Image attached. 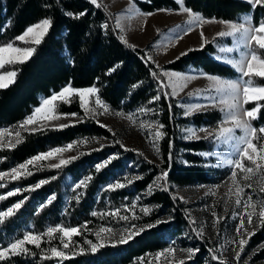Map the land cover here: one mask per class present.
Returning <instances> with one entry per match:
<instances>
[{
  "label": "trees",
  "instance_id": "obj_1",
  "mask_svg": "<svg viewBox=\"0 0 264 264\" xmlns=\"http://www.w3.org/2000/svg\"><path fill=\"white\" fill-rule=\"evenodd\" d=\"M132 2L140 12L145 13L160 9L179 11L174 0ZM184 3L205 19L238 23L247 15L251 26L264 20V7L252 9L246 0H184ZM69 11H83L86 14L77 20L65 15ZM44 18L52 20V27L41 44L32 46L36 50L31 58L23 64L3 68L4 71H16L17 76L9 87L0 89V129L16 126L39 105L41 98H48L70 84L76 89L97 87L100 99L116 111L128 113L142 106L151 108L152 118L164 125L162 131L165 136L159 140L160 163L155 165L140 154L122 148L115 134L86 118L76 98L67 104L58 103L59 113H76L82 122L63 129L24 133L23 142L15 148L0 149V172H10L40 153L81 139L104 138L109 140L110 145L80 154L59 169L31 167L33 174L30 176L0 181V185H3L0 195L7 197L0 200V212L23 201L14 215L0 223V247H7L25 233L42 234L39 249L28 244L26 247L30 255L13 256L0 261V264H162L154 261L155 253L177 244H187L199 250L192 259H184L185 264H217L211 260L204 243H191L186 207L179 199L173 198L171 192L174 187L211 182L200 153L210 152L212 143L205 140L185 141L182 130L188 126H211L220 121V113L207 111L183 116L177 99L170 95L169 89H159V82H165V77H160L158 81L153 78L152 72L159 74L162 70H170L187 73L193 69L232 80L241 79V75L233 67L223 65L212 57L213 42L187 51V55H180L179 59L160 68L150 62L146 64V50L121 43L113 14L104 5L96 8L88 0H0V46L8 42L16 44L17 36ZM104 24L108 25L107 29L102 27ZM113 68L115 71L107 74ZM255 83L264 85V79L256 78ZM137 84L140 86L133 88ZM158 92L161 93V100L149 104L148 101ZM165 92L169 93L168 98L164 97ZM257 103L261 107L252 125L259 129L264 127V101L250 102L245 108L251 110ZM112 157L115 159H111L99 172L96 171V165ZM162 171L168 172L167 191L153 188L152 194H147L148 185ZM88 176L92 179L87 187L76 188ZM137 176L141 179L127 184L126 178ZM40 181L48 182L35 188ZM116 183H125L126 186L115 191L108 190L110 185ZM17 189L20 191L16 195L7 196L8 192ZM253 192L258 200L264 199V193L257 189ZM52 197L55 198L49 204ZM136 200H139V206L151 209L149 215L135 208L133 211L139 219H131L133 213L124 211L125 206L130 207ZM116 210L120 215L129 216V220L103 215ZM157 219L169 222L144 231L128 243L106 244L95 253L85 246L84 237L94 241L90 231L96 228L129 227L136 223L145 225ZM58 225L82 228L80 234L72 238L73 244L69 249H63L59 238L49 241L43 236L47 228ZM250 243L253 246L263 243L255 249L251 259L264 260V226L250 238ZM77 246L83 248V254L77 251ZM50 247L63 250L69 258L63 261L58 258L41 259L42 252L46 253Z\"/></svg>",
  "mask_w": 264,
  "mask_h": 264
},
{
  "label": "snow or ice",
  "instance_id": "obj_2",
  "mask_svg": "<svg viewBox=\"0 0 264 264\" xmlns=\"http://www.w3.org/2000/svg\"><path fill=\"white\" fill-rule=\"evenodd\" d=\"M175 4L178 5L179 11L176 14H186L188 20L186 23L189 25L187 29H184L183 35H186L188 32L192 30V25L202 26L207 23H219L223 25L227 30L220 31L217 35L219 37H238V48H242L241 56L238 60L229 59L225 60V63L230 64L233 68L236 69L238 73L241 75L242 82L224 80L217 76L208 75L206 79L210 82V87L217 94L216 97H212L213 105L215 106V100L219 99V104L222 106L221 111L225 113L224 120L221 125L215 132H211L208 129H199L200 132H205L206 135L203 137L207 139L209 136H215L216 140L222 142L224 144H230L231 149L234 153V157L232 158H222L223 164L230 167L232 169L230 181L231 184L228 187V192L225 193L229 198L235 197L234 203L236 206H242L244 211L240 215V222L236 225V238L229 243H234L237 245V248L234 249V259L237 264H240L241 254L245 251V246L248 244L249 239L252 235L255 234V229L260 226H264V199L254 200L251 195H248L245 199V188L254 189V183L259 184V192L264 193V127L259 129L253 127L252 121L257 119V113L260 110L261 105L257 103L256 107L248 110L245 108L250 102L253 101H264V85H258L255 83L256 78L264 79V20L260 21L256 26H251L249 23L246 26L245 23H233L225 20H215V19H205L199 13L194 12L191 8L186 7L184 0H174ZM246 2L251 5L252 9L257 8V6L264 7V0H246ZM89 3L94 5L96 8H101L103 5L99 2V0H89ZM130 5L132 4V0H129ZM159 11L169 12V9H160ZM86 13L81 11L79 13L73 12H65L70 18L80 19ZM137 15L141 16H151L154 13L151 12H139L136 11ZM249 19L250 18H246ZM52 27V20L50 18H44L40 20L38 23L28 26L21 35L17 36L15 39L20 41L23 44H31V45H39L42 43L44 37L48 34L50 28ZM103 28L107 29L108 25H102ZM116 29H119L121 35L119 39L121 43L125 44L127 47H134L128 43L122 34L124 29L120 23L119 17L116 20ZM180 26H177L179 28ZM201 40L202 45L207 43L204 40L203 32H201ZM167 47V45H165ZM35 47H18L15 45V42H8L2 46H0V69H3L5 65H15V64H23L27 60L31 58V56L35 52ZM237 49L233 48H221L220 51L223 53H231L236 51ZM188 51H193V49H189ZM187 55V52L181 53V56ZM180 57H177L179 59ZM151 62V57H148L145 63ZM115 71V68L109 69L107 74H111ZM17 76L16 71H6L0 73V89H5L9 87L10 84L15 82V77ZM152 76L154 79L160 81V77H168L167 83L160 81L159 89H167L171 88V96H175L182 91L184 87L187 86V81L193 80L195 76H185L176 72H167L161 71L159 74L157 72H152ZM183 82V83H182ZM140 85H133V88L139 87ZM99 89L95 86L76 89L71 87L69 84L61 89L59 93L52 94L49 98H46L42 101L41 106L37 107L33 114L26 118L20 125L19 128L22 130H29L28 126L36 125L39 121H45L44 124L40 125V129H43L48 126V122L56 121L63 118H66L67 115H71L76 117V113L71 114H62L58 112V102L70 103L73 97H78L80 108L84 112L85 117L91 116L95 118L97 115H103L110 112L109 107L100 99ZM197 95L200 94V91L197 90ZM165 98H168L169 93H163ZM193 95V94H189ZM95 98L94 103L96 108L90 107L91 98ZM161 100V93L158 92L155 96H153L148 103L152 104L156 101ZM209 105H188L185 106V116L191 115L196 111H199L203 108L208 107ZM171 110V105L169 106ZM96 109H102V112H97ZM151 111V109L141 107L138 109L139 113H146ZM116 115H125L123 113H116ZM126 119L133 125L136 124L133 114H127ZM82 122V121H81ZM69 125L60 124L54 125V127L63 129L68 127ZM101 127H105V125L101 124ZM139 128L141 131L144 129H148V142L153 148V151L159 155V147L158 141L163 139L165 133L162 131L164 125L158 121L146 122L142 121L139 124ZM37 128H32L31 131L35 132L40 130ZM154 130V131H152ZM239 130L243 133L241 136L236 135V131ZM187 139H200L197 135V130L188 129ZM6 135H11L7 130L0 131V147L7 148H15L18 144L23 142V138L21 136L20 131L15 132V139L9 140L7 143L4 142V138ZM86 140H81L78 142H74L73 144H69L65 147H58L50 150L47 153H41L37 156L30 158L24 163L19 164L18 166L12 168L10 172H0V181L10 178L11 180H18L22 177H27L32 175V171L29 166L38 167L40 161L48 160V159H56L61 157V154L65 151L72 150L75 144H84ZM119 143V141H117ZM123 147V145H121ZM171 143L169 144V161H171ZM99 150V149H97ZM127 150V149H126ZM142 155L141 153H138ZM83 155V153H82ZM207 155V154H205ZM77 157H72L70 159L59 158V162L56 164L50 165L51 168L59 169L62 166H66L71 163L72 160ZM111 159H115V157L110 158L109 160L104 161L101 164L96 165V171L99 172L101 169L107 166L111 162ZM247 162V163H245ZM151 163V161H149ZM168 177L167 171H162L159 176L153 181L152 184L148 185V193L152 194L153 188H158L163 191H167L166 180ZM55 179V177H53ZM92 177L88 176L81 180L76 188L87 187L89 181H91ZM141 179V177H133L131 179L126 178L127 184L133 183L134 180ZM163 181L164 183H160ZM48 181H40L35 185V188H39L42 184L47 183ZM3 185H0L2 187ZM125 183H116L109 186L110 191H115L117 189L125 187ZM30 189H25L28 191ZM255 190V189H254ZM16 191H10L7 193V196L16 195ZM209 195H215V190H211ZM6 196L0 195V200L6 199ZM52 197L48 203L52 202ZM77 202L79 199L77 198ZM23 204V201L14 204L7 211L0 212V223H3L4 220L15 214V211L19 210ZM46 206V205H44ZM137 207L136 203H133L130 207L125 206L124 211H132ZM151 209L149 208H141V212L144 215H149ZM96 215V213H93ZM103 215H111L113 217H118L120 220L128 221L129 216L120 215L119 210L113 211L111 213H104ZM233 215H236L235 213ZM213 216V227L220 222L221 217H218L216 212L212 211ZM246 217V220H245ZM256 217L257 219H254ZM131 219H139L138 216L135 215L133 211V215ZM170 219V218H169ZM169 220H160L157 219L155 222L147 223L143 226L136 227L132 226L131 228L126 229V235L124 233L120 234V238L116 243L125 244L134 239L136 236L140 235L146 230L158 227L161 223H168ZM190 225H195V221L189 217ZM253 230L250 231L249 229ZM193 231L196 232L198 238L203 237L202 229H195ZM59 234L57 237L56 234ZM102 233H107L109 236L113 234V230L111 228H101L97 233V241L98 243H92V241L85 240V244L90 246V249L93 253H95L99 248L105 246L103 243L106 237L102 236ZM80 229L76 227H64V226H56L47 228L46 232L43 233V236H47L49 241L59 238L63 249H69L70 245L73 244L72 237L79 235ZM42 236L39 234L25 233L22 239H16L15 241L8 244L7 247H0V261H5L10 257L31 254L26 247V245L31 244L34 245L35 248L39 249L41 246ZM66 241V242H65ZM83 248L80 249L81 254H83ZM185 251V258L192 259L196 253L199 251L198 249H187ZM219 249H210L211 252V260L216 261L217 264H228L222 256L217 255ZM177 249L173 247H169L164 249L163 251L157 252L154 255V261H159L161 258H164L166 264H185L184 259H177L175 253ZM58 258L60 261L69 258L67 254L57 247H50L46 253L42 252L41 259H52ZM149 264H153V262H149ZM243 264H248V261H244Z\"/></svg>",
  "mask_w": 264,
  "mask_h": 264
},
{
  "label": "rangeland",
  "instance_id": "obj_3",
  "mask_svg": "<svg viewBox=\"0 0 264 264\" xmlns=\"http://www.w3.org/2000/svg\"><path fill=\"white\" fill-rule=\"evenodd\" d=\"M99 1L105 6L107 10H109L113 14L115 25H116L117 17H119L120 23L124 29L122 34L124 35L128 43L134 46L133 48L145 49L146 57L147 58L151 57L150 63L153 64L155 67L160 68L163 65L170 63L171 61L179 57L181 53H185L189 49L202 48L201 32H203L204 40H206L207 43L209 42L214 43L215 58L217 60L215 58L214 59L223 65L231 66L230 64L225 63V60H229V59L238 60L241 56V52L243 51L242 48H238V44H237L238 37L237 38H233L231 36L219 37L217 35L220 31L227 30L223 25L219 23H207L199 27L193 24L191 26L192 30L188 32L186 35H183L184 29H187L189 27V25L186 23V21L188 20L186 14H176V12L178 11H169V12L156 11L153 12L154 15L145 17L136 14V11L138 9L135 7L133 2L130 5L129 0H99ZM246 18H248L247 15L243 16L240 22L238 23H245L246 26H248L250 21L249 19ZM177 26L180 27L177 28ZM117 30L119 31V29ZM120 35L121 33L119 31V36ZM215 40L217 41L214 42ZM218 41L220 43L216 46V43ZM225 41H229V45L224 44ZM15 45L18 47L33 46L31 44H27V45L23 44L18 40ZM165 45H167V47H165ZM221 48H233L237 50L231 53H223L220 51ZM6 66L7 65H5V67ZM6 71H12V70L4 71L3 69H0V73ZM163 71L174 72L170 70H163ZM176 73H180L185 76L196 77L193 80L187 81V86L184 87L182 91H179V93L174 96V98L177 99L178 101V106L182 110V115L185 116L184 114L185 106L201 104V105H209V106L199 111H196L191 115H194L196 113L207 112V111H217L220 113L221 118L219 122L211 126L209 125L208 126L200 125L199 127L188 126L182 130V135H183L182 138L185 141L205 140L208 142L210 141V143H212V150H210V152L200 153L205 161L203 163V166L206 169H208L211 182L208 184H194V185H188L182 187H174V189L171 192V196L173 198L179 199V201L183 202V204L186 207L185 213L187 214V219H188L187 221L189 224L190 236L192 240L191 243L192 244L195 242L204 243L207 251L210 254H211L210 249H219L217 255L222 256V258L228 261V264H237V262L234 259V249L237 248V245L234 243H229V241H232L236 238V225L239 224L240 215L243 213L244 209L242 206L235 205L234 203L235 197L229 198L228 196L225 195V193L228 192L229 185L231 184L229 178L231 176L232 169L224 165L222 160V158L234 157V153L231 149L230 144H224L222 142L217 141L215 136H209L207 139H204L203 137L206 135V133L199 131V129L203 128V129H208L211 132H215L218 129V127L221 125L222 121L224 120L225 113L221 111L222 106L219 104L218 98L215 100V106H212L214 102L211 98L216 97L217 94L210 87V82L206 79L208 75L195 71H189L187 73H181V72H176ZM165 80H166L165 82L167 83L168 77H165ZM224 80L241 82L240 77L233 80L232 79H224ZM168 89L169 92L171 93V88ZM197 90L200 91L199 95L196 94ZM60 91L61 89L57 93H59ZM190 93L193 95H189ZM75 98L79 103L78 97H73L71 101H73ZM44 99L46 98H41L39 105L34 107L31 113L28 114L22 121L17 123L16 126L0 129V131L7 130L9 133H11V135L5 136L4 138L5 143H7L9 140L14 141L16 131H20L21 136H23L24 133H34L33 131H31L32 128L40 129V125L45 123V121L43 120L39 121L36 125L28 126L29 130L27 131L20 129L19 125L26 118L31 116L37 107L41 106V103ZM94 100H95L94 97L91 98L90 107L92 108H96ZM142 107L151 109L146 106H142ZM109 109L110 112L107 114L97 115L95 116V118L91 116H88L86 118L93 120L99 126L101 124L105 125V127L103 128L109 130L111 133L117 136L118 138L117 141H119L120 145H123L122 148L131 150L136 153H141L142 154L141 156L144 159H146L148 162L151 161V163L158 165L160 163L159 155H157L153 151V148L148 142L149 130L144 129L143 131H141L139 128V124L142 121H146V122L155 121L152 118L153 115L152 109L151 111H148L146 113H139L138 109L128 113L116 111L111 109L110 107ZM96 110L97 112L103 111L102 109H96ZM116 113H123L125 115H116ZM127 114H133L134 119L136 121L135 125L131 124L126 119ZM80 121H81V117L79 116L73 117L71 115H67L66 118L62 117L59 120L48 122L47 127L37 131H41L45 129H59L54 127V125H60V124L72 125ZM188 129L197 130V135L201 138L187 139L186 137L188 136V132H187ZM236 135L241 136L243 135V133L237 130ZM81 140H86L87 142L84 144H79V143L75 144L72 150L65 151L64 153L61 154V157H58L56 159H48V160L40 161L39 166L50 167V165L58 163L59 158L70 159L72 157H77L82 153H87L89 151L101 149L104 146L110 145L109 140L104 138H95L91 140L81 139ZM81 140H77L74 142H78ZM74 142L69 144H73ZM158 146H159V141H158ZM1 148H7V147H0V149ZM50 150L43 153H47ZM31 167L33 166L30 165L29 168ZM254 189L259 190V184L254 183ZM254 189L245 188L244 198L246 199L248 195H251L254 200H258V198L254 196V192H253ZM211 190H215V195L208 194ZM134 203L137 204L136 211L138 212L141 211V208L146 207V206L145 207L139 206L141 205L139 204V200L138 202L136 200ZM213 210L216 212L218 217H221L220 222L216 225L215 228L213 227V216H212ZM128 212H130L131 214L133 213V210ZM234 213L236 215H233ZM189 217L196 222L195 225H190ZM254 219L257 218L254 217ZM143 225L144 224L142 223L141 224L136 223L135 225H130L129 227H119V228H112L106 226L99 227L90 231L92 233V239H94V241L84 237V243L85 240L92 241V243H98L96 233L101 228H111L113 230V234L111 236H109V234L107 233H102L101 235L106 237L103 241L105 245L115 244L116 241L119 240L121 233H124L125 235L127 234L125 231L126 229L131 228L132 226L140 227ZM193 228L202 229L203 237L198 238L196 232L193 231ZM260 228L261 226L255 229V232L258 231ZM79 229L81 230L82 228ZM249 230L252 231L253 229L250 228ZM56 235L57 237L59 236L58 233ZM44 237H46V239L48 238L47 236ZM262 244L263 243H261L260 245ZM260 245L253 246L250 243V239H249L248 244L245 246V251L241 254L240 264H243L244 261H248V264H264V260L253 261L251 259V256L254 253L255 249ZM85 246H87L90 249L89 245L85 244ZM170 247L177 249V252L175 253L177 259H185V260L188 259L185 258L184 250L193 249L191 248V246L187 244L185 246H179V244H177ZM80 249L81 248L77 246V251H80ZM159 262H161L162 264H166L164 258H161Z\"/></svg>",
  "mask_w": 264,
  "mask_h": 264
},
{
  "label": "crops",
  "instance_id": "obj_4",
  "mask_svg": "<svg viewBox=\"0 0 264 264\" xmlns=\"http://www.w3.org/2000/svg\"><path fill=\"white\" fill-rule=\"evenodd\" d=\"M244 16H245V15H244ZM219 43H220V42H217V43H216V46H217ZM224 44L229 45V41H225ZM213 46H214V45H213ZM212 57L215 58V48H214V53H213ZM215 59H216V58H215ZM216 60H217V59H216ZM192 71H194V70L192 69Z\"/></svg>",
  "mask_w": 264,
  "mask_h": 264
},
{
  "label": "built area",
  "instance_id": "obj_5",
  "mask_svg": "<svg viewBox=\"0 0 264 264\" xmlns=\"http://www.w3.org/2000/svg\"><path fill=\"white\" fill-rule=\"evenodd\" d=\"M89 1V0H88Z\"/></svg>",
  "mask_w": 264,
  "mask_h": 264
}]
</instances>
